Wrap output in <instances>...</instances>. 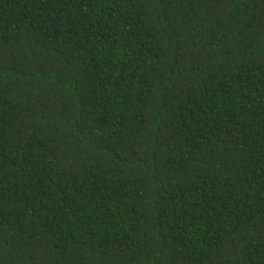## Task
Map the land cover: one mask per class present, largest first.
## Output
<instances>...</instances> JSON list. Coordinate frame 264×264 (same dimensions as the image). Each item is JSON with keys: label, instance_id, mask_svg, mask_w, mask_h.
<instances>
[{"label": "trees", "instance_id": "1", "mask_svg": "<svg viewBox=\"0 0 264 264\" xmlns=\"http://www.w3.org/2000/svg\"><path fill=\"white\" fill-rule=\"evenodd\" d=\"M0 264H264V0H0Z\"/></svg>", "mask_w": 264, "mask_h": 264}]
</instances>
